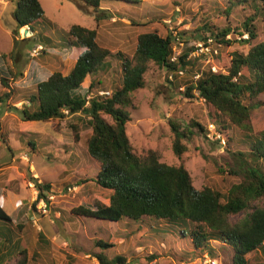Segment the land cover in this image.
<instances>
[{"label": "trees", "instance_id": "16d2710c", "mask_svg": "<svg viewBox=\"0 0 264 264\" xmlns=\"http://www.w3.org/2000/svg\"><path fill=\"white\" fill-rule=\"evenodd\" d=\"M7 1L16 3L14 19L19 31L29 29L37 33L39 30L45 32L46 26L56 28L45 19L39 0ZM68 1L77 4L80 10L91 12L98 27L104 18L110 17L104 13L103 4L119 2L137 8L145 0ZM217 4L215 1V6ZM237 6L251 10L241 27L242 31L230 27L223 30L208 25L202 27L208 32L207 37L203 35L202 42L209 45L211 40L214 50H217L214 55L215 62L220 66L217 73L212 71V66L208 71H201L199 60L205 61L204 58L193 56L196 46L185 41L183 36L187 33L182 35L177 27L175 30L168 29L165 36L155 30L140 34L132 57L120 52L114 54L102 46L96 29L72 25L68 31H62L67 39L65 46L79 51L73 68L67 75L58 70L47 80L38 82L36 91L28 97V103L20 111L15 109L24 122H56L83 116L80 117L81 123L84 122L82 130H91L87 152L99 164V172L92 180L98 188L108 192L109 204L95 202L93 205H81L72 210L71 217L96 218L119 224L127 222L129 228L136 231H140L144 224L151 230L161 227L163 230L160 232L164 234L173 232L180 239L189 240L193 250L184 255L194 258L204 252L215 256L211 242L228 246L233 251V264H249L246 257L264 249V206L261 205L264 201V132L251 135V111L262 106L258 100L264 95V41L254 44L258 39V28L264 23V0H228L223 14L229 16ZM230 35L234 39H227ZM244 35H248V39L241 40L249 45L246 54L219 50L231 47L238 42L236 36ZM20 42L14 37L11 53L0 56V83L7 89L0 95V111L13 96L10 82L23 77L15 66ZM180 44H183V49L177 53L174 46ZM109 58L121 61V85L109 95L95 94L94 91L98 92L102 84L100 79L111 68L106 62ZM9 60L14 65H6ZM151 66L163 70L167 80L170 77L178 79L179 74L186 73L182 80L169 82L176 90L184 85L186 97L194 99V92H197L199 98L205 100L215 130L229 134V129L236 127L246 134L244 145L248 149L246 153H238L241 164L237 169L229 170L230 176L239 178V182L232 185L228 192L222 193L209 187L197 190L182 164V156L187 151L185 141L192 140L193 129L206 133L203 126L194 120L186 128L176 121H169L175 135L172 148L180 162L178 165L162 163L161 154L156 150H149L145 157L137 156L127 132L131 121L127 109L133 105V94L146 87V74ZM195 75H200L199 79L191 81ZM88 77L90 85L84 89L83 83ZM72 129L75 141H78L81 128L72 126ZM228 134L227 145H230L234 137ZM2 141L7 143L5 139ZM29 145L35 147L31 141ZM219 172L223 174L224 171L221 169ZM32 182L38 192L37 200L48 204L47 194L51 193L52 185L40 183L35 178ZM26 213L27 209H23L9 215L0 205V222L11 227L7 229L0 225V239L3 241L1 264L13 260V264H30L27 249L15 232H22L31 225ZM235 217L237 219L233 221ZM14 223H17L15 228ZM96 244L103 249L112 247L103 240ZM37 250L50 258V242L42 233L39 234ZM36 255L39 257L38 253ZM95 258L99 264H127L128 257L110 259L102 252ZM254 264H261L258 257Z\"/></svg>", "mask_w": 264, "mask_h": 264}, {"label": "rangeland", "instance_id": "374dc122", "mask_svg": "<svg viewBox=\"0 0 264 264\" xmlns=\"http://www.w3.org/2000/svg\"><path fill=\"white\" fill-rule=\"evenodd\" d=\"M39 1L45 19L56 25V28L46 26L45 32L39 30L41 34L37 32L34 38H26L24 29L19 31L14 19L16 3L0 0V56L11 53L14 37L20 39L22 42L16 52L15 66L23 73V77L10 82L13 96L3 104L0 111V205L9 215L27 209L26 216L30 217L31 225L22 232H15L27 249L28 263L99 264L95 255L103 252L110 259L127 255V264H206L207 256L216 264H233V251L218 242H211L215 256L204 252L194 258L184 255L186 252L192 253L190 241L180 239L175 233L169 232L168 228L166 231L169 234H164L160 232L163 228L155 227L151 230L144 224L140 231H136L129 228L127 222L119 224L96 218L71 217L72 210L81 205H93L95 202L109 204L108 192L98 188L92 180L99 172V164L87 152V139L91 136V130H82L83 116L68 117L56 122H24L16 109L20 111L28 103V97L36 91L38 82L47 80L58 70L67 75L73 68L79 51L66 47L67 39L62 32L68 31L72 25L96 29L102 46L114 54L120 52L132 57L138 36L145 32L155 30L165 36L168 29L175 30L177 27L182 35L183 32L187 33L183 36L184 40L196 46L202 42L203 35L208 36L203 26H214L218 30L230 27L242 31L241 27L251 10L237 6L227 16L223 12L228 0H145L137 8L109 2L103 4L102 9L110 17L104 18L97 27L93 14L80 10L73 2ZM215 1L218 2L216 6ZM231 38L234 39L232 35L227 39ZM246 38L248 35L236 36L238 42L219 50L246 54L249 45L241 42ZM263 41L264 23L258 28V39L254 44ZM39 46L42 50L34 55V50ZM181 48L183 44L174 46L177 53ZM106 62L111 68L100 79L102 84L98 92L94 91L95 94L111 93L121 85V61L109 58ZM204 62L199 60L201 71H208L210 66ZM6 65L12 66L14 62L9 60ZM214 65L220 69L217 62ZM184 77L186 73L179 74L178 79ZM196 77L192 76L190 80L196 81ZM178 79L169 78L172 83ZM169 80L163 70L151 66L146 74V87L132 96L133 105L127 109L131 115L127 132L134 151L137 156L145 157L149 150H156L161 154L162 163L178 165L180 162L172 148L175 135L169 121H176L186 128L194 120L203 126L206 133L201 134L193 129L192 140L185 141L187 151L182 156V164L197 190L209 187L222 193L228 192L232 185L239 182V178L230 176L229 170H235L241 164L238 153H246L248 149L244 145L246 134L232 127L229 134L224 132L225 136L228 134L234 137L230 145L224 147L213 140L207 132L208 125L214 122L209 115L207 103L199 98L197 92H194V99L186 97L185 86L176 90ZM90 81L89 77L85 80L84 89H88ZM5 90L0 83V95ZM258 101L262 106L251 111L252 136L264 132V95ZM72 126L81 128L78 141H75ZM2 139L7 140V143L4 144ZM29 141L35 147L29 145ZM221 169L223 174L219 172ZM34 174L40 183L52 185L51 193L47 194L48 204L44 200H37L38 192L32 182ZM261 205L264 206V201ZM236 219L233 218V221ZM0 223L11 229L7 223ZM16 225L14 223L13 228ZM40 233L50 242V258L37 250ZM99 240L112 247H99L96 244ZM2 243L0 239V248ZM257 257L264 264V249L246 258L249 264H254Z\"/></svg>", "mask_w": 264, "mask_h": 264}, {"label": "built area", "instance_id": "2783aa9c", "mask_svg": "<svg viewBox=\"0 0 264 264\" xmlns=\"http://www.w3.org/2000/svg\"><path fill=\"white\" fill-rule=\"evenodd\" d=\"M247 39V38H246ZM211 40L208 42L209 45H206L205 42H200L196 45L197 50L195 53H193L194 57H203L205 60V64L208 66H212V71L214 73L218 72V68L214 65V55L217 53V50L213 49V46L211 44ZM42 50V47L39 46L37 49L34 50V55H38V53ZM200 75H197L196 80H198ZM101 95H109V93L102 92ZM205 101V100H204ZM207 132L210 133V137H212L213 140L218 141L220 144H222L224 147L227 146V139L226 136L222 131L215 130L212 124L208 125ZM206 264H216V261L212 260L209 256H207V259L205 261Z\"/></svg>", "mask_w": 264, "mask_h": 264}, {"label": "water", "instance_id": "95a60500", "mask_svg": "<svg viewBox=\"0 0 264 264\" xmlns=\"http://www.w3.org/2000/svg\"><path fill=\"white\" fill-rule=\"evenodd\" d=\"M24 35L26 38H28L32 35V33L29 31V29H24Z\"/></svg>", "mask_w": 264, "mask_h": 264}, {"label": "crops", "instance_id": "0c3cea01", "mask_svg": "<svg viewBox=\"0 0 264 264\" xmlns=\"http://www.w3.org/2000/svg\"><path fill=\"white\" fill-rule=\"evenodd\" d=\"M2 1V0H1ZM32 33V32H31ZM36 33H32V35L30 36V38H34ZM74 55V54H73ZM75 57V56H74ZM75 64V63H74ZM34 178L38 179L37 175L34 174ZM41 182V181H40Z\"/></svg>", "mask_w": 264, "mask_h": 264}, {"label": "clouds", "instance_id": "9594fccd", "mask_svg": "<svg viewBox=\"0 0 264 264\" xmlns=\"http://www.w3.org/2000/svg\"><path fill=\"white\" fill-rule=\"evenodd\" d=\"M218 142V141H217Z\"/></svg>", "mask_w": 264, "mask_h": 264}]
</instances>
